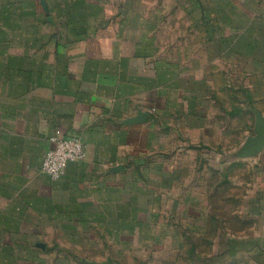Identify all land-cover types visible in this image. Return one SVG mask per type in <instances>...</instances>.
<instances>
[{"label": "crops", "instance_id": "1", "mask_svg": "<svg viewBox=\"0 0 264 264\" xmlns=\"http://www.w3.org/2000/svg\"><path fill=\"white\" fill-rule=\"evenodd\" d=\"M152 2L53 0L58 21L0 50V264H105L141 245L264 257V0L142 14ZM57 131L86 154L53 180ZM240 220L259 234L229 237Z\"/></svg>", "mask_w": 264, "mask_h": 264}, {"label": "rangeland", "instance_id": "2", "mask_svg": "<svg viewBox=\"0 0 264 264\" xmlns=\"http://www.w3.org/2000/svg\"><path fill=\"white\" fill-rule=\"evenodd\" d=\"M48 1V3H47ZM53 0H0V50H8L9 47L13 50H18V46L23 45V36L25 33H32L34 32L31 25V22L34 23H41L40 21H35V19H41L42 21L45 18H51V21H58L59 18L53 19V12L54 9H57L53 6ZM124 1V0H121ZM152 6H143L141 8V13L145 15L156 13L159 9L158 0H152ZM114 6H108L105 8V12H112L111 14L114 15L116 11L119 10V2L120 0H115ZM49 4V5H48ZM155 4V5H153ZM98 12V9H96ZM210 11V8L207 9ZM168 14L167 11L164 12ZM162 13V14H164ZM210 13V12H208ZM56 14V13H54ZM64 22L66 21V16H63ZM63 18L60 20L62 21ZM55 21V22H56ZM42 22L43 29L48 28L53 23ZM63 22V23H64ZM41 25V24H40ZM64 25H67L64 23ZM49 30V29H48ZM173 30V29H172ZM174 33H171V40L183 36L182 32L178 29ZM53 31V30H52ZM55 32L57 31L54 30ZM60 32V31H59ZM205 41V40H204ZM208 40H206L207 42ZM209 47V45H207ZM264 106V104H263ZM254 192V185L252 188ZM251 191V192H252ZM237 218V216H236ZM238 219V218H237ZM241 220L239 223H236L235 230L232 237L235 235L237 240L248 236L251 233L252 237L254 235H258L259 231L257 228L251 227L250 231L245 232L246 235L243 233ZM256 225V224H255ZM257 226V225H256ZM217 232H212L210 235H204L207 238H212L216 235ZM211 236V237H210ZM216 249V248H214ZM253 249V248H252ZM220 254L219 256H215L217 259L211 258L212 253L214 250L210 247H203L202 251V261L200 264H264V257L260 253H252L250 258L244 256V251H247L246 248L243 246H235L233 248H219ZM224 250V252H221ZM229 250V254L227 251ZM232 253V255H230ZM112 255L109 257L112 259L110 262L105 264H199L196 262L198 258L195 256L194 249L189 252L188 250H184L183 252L180 250V254L176 253H164V251H160L159 248H151L145 247L144 245L139 247H131L126 248L123 250V254L115 252H111ZM102 261L103 256H100ZM212 260V261H211ZM49 264H57V263H49ZM75 264H104L103 262H93V263H75Z\"/></svg>", "mask_w": 264, "mask_h": 264}, {"label": "built area", "instance_id": "3", "mask_svg": "<svg viewBox=\"0 0 264 264\" xmlns=\"http://www.w3.org/2000/svg\"><path fill=\"white\" fill-rule=\"evenodd\" d=\"M50 144L41 164V172L53 180L59 179L69 164L85 158L86 146L78 136L57 131L50 138Z\"/></svg>", "mask_w": 264, "mask_h": 264}, {"label": "water", "instance_id": "4", "mask_svg": "<svg viewBox=\"0 0 264 264\" xmlns=\"http://www.w3.org/2000/svg\"><path fill=\"white\" fill-rule=\"evenodd\" d=\"M257 141L264 142V119L263 118L259 119V129H258Z\"/></svg>", "mask_w": 264, "mask_h": 264}]
</instances>
